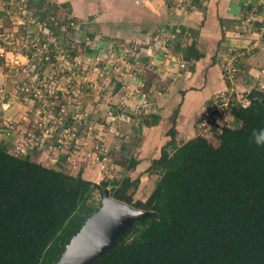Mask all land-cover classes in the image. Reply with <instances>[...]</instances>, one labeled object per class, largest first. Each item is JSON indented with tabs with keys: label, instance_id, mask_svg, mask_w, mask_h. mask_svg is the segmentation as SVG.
Instances as JSON below:
<instances>
[{
	"label": "trees",
	"instance_id": "trees-1",
	"mask_svg": "<svg viewBox=\"0 0 264 264\" xmlns=\"http://www.w3.org/2000/svg\"><path fill=\"white\" fill-rule=\"evenodd\" d=\"M67 18L66 30H73L72 22L82 24ZM195 45L193 39L185 47L184 61L205 56ZM245 99V106L230 110L236 127L212 130L216 146L202 135L178 144L176 109L164 130L167 141L135 178L95 183L80 172L71 175L15 155L0 143V264H56L108 187L112 198L149 215L91 264H264V148L249 143L251 130L264 127V90L252 89ZM121 165L138 171L140 161ZM145 174L156 176L155 184L145 200H135Z\"/></svg>",
	"mask_w": 264,
	"mask_h": 264
},
{
	"label": "rangeland",
	"instance_id": "rangeland-1",
	"mask_svg": "<svg viewBox=\"0 0 264 264\" xmlns=\"http://www.w3.org/2000/svg\"><path fill=\"white\" fill-rule=\"evenodd\" d=\"M10 2L15 19L5 24L13 21L21 28L13 34L15 40L0 36V45L6 46H0L4 48L0 56V87L5 88L4 92L0 90V102L9 105L7 108L0 105V143L7 144L15 155L29 156L36 163L71 175L80 172L82 177L95 183L102 179L118 181L126 175L135 178L141 167L144 171L158 156L156 142L165 144V123L162 121L155 126L163 112L152 111L153 96L149 101L147 96L141 97L142 108L125 105L123 101L130 99L120 91L119 100L115 96L119 73L124 71L127 81L133 80L131 52H139L140 45L119 47L106 40L104 34L84 29L83 23L76 26L72 22L73 32L66 30L65 22L71 17L69 7L54 0ZM170 7L172 15L167 19L171 20V26L163 33H153L152 45L179 62L189 38L185 17L191 12L179 15L175 4L171 3ZM50 16H55L56 24H52L54 20ZM49 26H53L52 30ZM85 38L89 40L85 42ZM167 41L172 44L167 46ZM202 47L200 44L203 50ZM125 50L131 52L127 54ZM5 51H9L8 55ZM254 52L260 53V49ZM240 58L245 59V56L235 58L242 65ZM237 62L232 68L239 66ZM6 73L14 77L5 79ZM229 93L214 96L205 107L224 97L233 103L247 102L241 93ZM200 113L195 118L193 135L204 132L203 137L216 146L213 134L205 133L207 126H199ZM229 114L223 113L219 124L224 123L225 118L229 127H236L235 119ZM6 129L10 133L5 136ZM183 141L186 138L180 139L178 144ZM130 158L140 161L138 171H127L121 165ZM155 177L142 176L135 200H145L155 184ZM94 199L99 201L100 196L95 193Z\"/></svg>",
	"mask_w": 264,
	"mask_h": 264
},
{
	"label": "crops",
	"instance_id": "crops-1",
	"mask_svg": "<svg viewBox=\"0 0 264 264\" xmlns=\"http://www.w3.org/2000/svg\"><path fill=\"white\" fill-rule=\"evenodd\" d=\"M54 1L67 5L70 16L83 23L84 29L104 34L106 40L119 47L132 43L140 45V51L136 50L137 54L131 64L134 70L131 76L133 80L127 81L128 75L124 71L119 73L115 96L118 98L120 91L130 99L123 103L136 108H142L141 97L147 96L149 101L150 96H153L155 104L152 111L163 112V115L159 114L155 126L163 121L165 130L173 120L174 111L178 109V141L195 136V118L214 96L231 94L229 92L238 95L239 92L244 96L242 99H245L250 90L264 89V8L258 6L260 10H256L258 0H206V5L204 2L197 4L194 11L185 17L189 26V38L185 46H189L194 39L197 50L205 55L196 62L184 61L183 57L176 62V58L165 55L160 48L152 45L153 33H163L166 28L169 30L172 23L167 19L172 15L171 7L164 0ZM18 2L20 4V0ZM12 6L10 0H0V36L10 40L14 39L13 34L21 28L13 21L9 25L5 24L15 19ZM170 43L167 41L166 45ZM257 48L260 53L256 54L254 51ZM5 53L8 55L9 51ZM241 55L245 56V59H239L242 65L235 60ZM234 62L239 65L235 69L232 68ZM3 77L7 79L14 75L6 73ZM4 89L0 87L3 92ZM123 103L120 104L125 106ZM0 105L1 108L9 106L4 102H0ZM8 130H5V136L10 133ZM163 140L166 142L167 138L163 137ZM159 144L158 141L154 145H158L155 147L157 155L163 146V143Z\"/></svg>",
	"mask_w": 264,
	"mask_h": 264
},
{
	"label": "water",
	"instance_id": "water-1",
	"mask_svg": "<svg viewBox=\"0 0 264 264\" xmlns=\"http://www.w3.org/2000/svg\"><path fill=\"white\" fill-rule=\"evenodd\" d=\"M149 212L112 198L109 189L102 193L101 205L86 217L79 232L66 245L56 264H91L116 246L117 238Z\"/></svg>",
	"mask_w": 264,
	"mask_h": 264
},
{
	"label": "built area",
	"instance_id": "built-area-1",
	"mask_svg": "<svg viewBox=\"0 0 264 264\" xmlns=\"http://www.w3.org/2000/svg\"><path fill=\"white\" fill-rule=\"evenodd\" d=\"M164 1L167 5H171V3L175 4L176 5L175 11L179 15L187 14L188 12H193L197 4H201L202 2H204V0H164ZM248 1L252 2V0H248ZM262 4H263L262 7H264V0H259L257 2V6H261ZM70 25H73V24L71 23ZM88 40H89L88 38L84 39L85 42H87ZM0 46H3L4 48H6L4 44H1ZM4 48L0 47V51H1L0 55H2ZM124 52L128 54L131 51L125 50ZM136 54H137L136 50L131 52L132 56H135ZM237 103L238 101L236 103H233L230 101V99L224 97L222 99L213 101L211 104H208L200 113L201 115L199 117L200 119L199 126L201 125L204 127L207 126L206 128L203 127L204 130L206 131L205 132L206 134H209V133L213 134L212 130H215V133H218L221 127L228 126L226 123L227 120L225 121V118L222 119L223 120L222 122L224 123L219 124L220 119L223 117L221 115L223 113L229 114L231 107ZM247 103L248 102H246L245 100H242L238 104L245 106ZM203 133L202 134L200 133V135L203 136Z\"/></svg>",
	"mask_w": 264,
	"mask_h": 264
},
{
	"label": "clouds",
	"instance_id": "clouds-1",
	"mask_svg": "<svg viewBox=\"0 0 264 264\" xmlns=\"http://www.w3.org/2000/svg\"><path fill=\"white\" fill-rule=\"evenodd\" d=\"M249 143L264 148V127L254 128L249 135Z\"/></svg>",
	"mask_w": 264,
	"mask_h": 264
}]
</instances>
